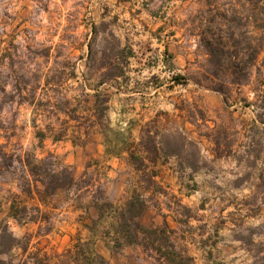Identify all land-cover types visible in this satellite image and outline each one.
Listing matches in <instances>:
<instances>
[{
    "label": "rangeland",
    "instance_id": "obj_1",
    "mask_svg": "<svg viewBox=\"0 0 264 264\" xmlns=\"http://www.w3.org/2000/svg\"><path fill=\"white\" fill-rule=\"evenodd\" d=\"M230 2L0 0V264H158L112 248L93 194L41 203L28 164L44 160L76 178L90 164L116 207L145 187L139 221H167L195 264H264V52L237 85L245 74L219 66L197 29ZM250 37L235 31L229 55L248 56ZM77 128L91 132L85 146L53 139ZM147 134L155 163L137 171L127 149L151 158Z\"/></svg>",
    "mask_w": 264,
    "mask_h": 264
},
{
    "label": "trees",
    "instance_id": "obj_2",
    "mask_svg": "<svg viewBox=\"0 0 264 264\" xmlns=\"http://www.w3.org/2000/svg\"><path fill=\"white\" fill-rule=\"evenodd\" d=\"M197 1L204 2L205 0ZM230 1L227 4L229 8L226 6L212 8V12L216 13L213 21H210V24L200 22L197 25V29L200 30V42L205 43L211 58H217L219 66L224 67L234 64L239 73L243 72L245 74L244 80H240L237 83V85L243 86L245 80L251 79L253 75L252 69L256 67L260 55L264 52V0ZM243 28L250 30V54L248 56L246 54L242 56L239 54L229 55L230 48H233L232 44H230L231 42H228L229 39L235 35V31ZM213 29L217 33H211ZM93 31L95 34L97 33L96 26ZM187 31L193 32V30L188 29ZM188 32L186 34L191 36ZM256 73L263 77L260 68H257ZM174 80L180 83L183 80V76L177 75L174 77ZM260 84L264 86V80L260 81ZM214 89L222 91L217 87ZM228 101V98H226L225 103L227 104ZM69 133H71L75 145L85 146L87 139H91V132H87V130H83L82 128H77L72 132L68 129L60 130L58 136H55L53 139L61 141L67 138L70 135ZM147 135V152L149 155H152L151 158L135 157V153L130 150L131 148L127 149L130 153V160L135 165L137 171L143 170L146 159L152 164L155 163L153 156L156 151V139L150 134ZM38 136L43 142L47 137V133L39 132ZM111 153H115V151L111 150ZM116 154L120 155V153ZM46 162L44 160L39 163L29 162L28 164L30 174L34 178L41 177L37 180L44 187L43 192H37L41 203H45L46 195H54L57 191H74L79 195L77 203H82V200L86 196L82 194H93L95 200L89 203L88 206L99 212V217L95 221V224L109 219L108 213H110V226L104 235L110 241L114 250L121 251L126 247H136L142 249L149 258L158 264H195V259L189 254L187 249H179L174 237L176 231L171 228L167 221L162 226L153 227H145L139 221L140 217L149 207V198H147L145 187L139 186L123 205L116 207L109 200L106 191L102 189L105 184L101 180L96 179L94 174L90 172L92 167L90 164L83 175L80 178H76L70 166L61 164L56 170H51L46 165ZM154 178H156V175L152 174L148 181H154L155 183ZM28 192L30 195H33L31 184ZM12 216L17 221H21L14 212H12ZM84 255L86 254L84 253ZM87 259L90 260L89 258ZM103 263V260L97 257L90 260V264Z\"/></svg>",
    "mask_w": 264,
    "mask_h": 264
}]
</instances>
